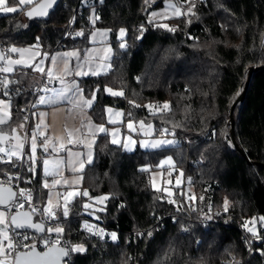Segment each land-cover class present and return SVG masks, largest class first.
Segmentation results:
<instances>
[{"label": "trees", "instance_id": "trees-1", "mask_svg": "<svg viewBox=\"0 0 264 264\" xmlns=\"http://www.w3.org/2000/svg\"><path fill=\"white\" fill-rule=\"evenodd\" d=\"M174 1L184 12L188 3ZM163 2L59 0L46 19L27 17L28 7L0 13V48L5 55L9 47L34 44L42 52L83 50L93 27L109 29L111 70L79 80L85 95L96 93L93 116L101 121L105 106L120 108L127 121L151 125L153 136L179 140L177 145L127 152L106 136L99 137L93 161L82 174L81 192L88 196L75 197L67 217L59 210L50 227L64 228L62 245L67 241L87 249L71 253L70 264H264V0H193L194 14L164 21L175 31L149 22V14ZM121 28L127 32L123 48L116 40ZM32 73L31 68L0 73L12 89L23 87L10 99L0 94L11 104V118L0 131L25 123L24 110L37 99L30 92L39 84ZM106 88L123 95L110 96ZM242 92L232 113L234 146L229 112ZM167 155L192 188L189 201L178 189L168 198L151 187L150 171ZM18 164L15 158L0 163V178L20 173L21 187L42 208L46 190L39 161L33 165L29 160L21 168ZM98 196L107 199L84 207ZM32 217L43 221L41 213ZM253 220L249 227L256 236L244 227ZM86 222L100 223L106 235L115 233L117 238L103 242L88 237L82 229Z\"/></svg>", "mask_w": 264, "mask_h": 264}, {"label": "snow or ice", "instance_id": "snow-or-ice-1", "mask_svg": "<svg viewBox=\"0 0 264 264\" xmlns=\"http://www.w3.org/2000/svg\"><path fill=\"white\" fill-rule=\"evenodd\" d=\"M151 0H145L146 4H150ZM186 3L190 4L191 6L187 8L186 12H183L180 7H178L176 4L169 3L167 5L168 9H171L173 12V15L176 17H179L181 15H187V14H194L193 8L195 7V3L193 0H185ZM56 3V0H0V13H17L18 11H22L25 6L33 5L29 10L26 11V15L29 18L34 17H46L49 15V9L53 7V5ZM161 14L152 12L150 16L149 22L152 23L157 16H160ZM98 18V17H97ZM164 19H168L169 17L164 16ZM158 27L165 28L169 31H175V28L169 27L166 23H160L157 24ZM77 35H83V33H77ZM95 36V34H93ZM101 35H106V33H102ZM120 35L123 37L124 35V29L120 30ZM37 49L39 48V45L35 46ZM121 47H125L124 44H121ZM11 53H19L20 59H12L11 56H6L5 53L0 52V61H3L5 66L0 67V72L3 73H11L14 68V65H25V66H31L27 60H25V53H30L29 59H34L35 56L40 55L38 51L32 52L31 49H25V48H16L11 47L9 50ZM110 51V50H109ZM46 55V54H45ZM65 57L68 56H78V53L71 52V53H64ZM52 62H56V57H52ZM107 59V56L105 57ZM43 63V60L40 62ZM79 67V66H78ZM103 67V66H102ZM36 70L40 72H44V68L40 66V64L36 65ZM67 72V68L65 69ZM87 73H83L80 71L76 72V75H86ZM93 75H98L99 71H93ZM47 75L51 79L53 77V72L51 70H48ZM61 83H63V80H61ZM9 84V81L7 78H5L3 81H0V86H3L4 88H7ZM70 89L64 88V89H52L51 91L55 93V97H49L45 98L44 96H41L39 98V103L41 104H56L57 98L60 99H67V96L65 93L69 91ZM111 95L114 96H121L123 95L122 91H113L111 88L106 89ZM44 91H48L47 88L44 89ZM8 93L5 92L4 95H7ZM95 97L93 96L92 99H83L77 101V104H83L87 107H91L93 100ZM139 107V105H136ZM10 101L0 99V125L6 124L10 117ZM147 107L152 108L151 105H147ZM164 109H168L169 105L165 103L163 105ZM109 112L112 110L109 109ZM41 115H44L43 113ZM122 113L117 112L116 116H122ZM110 123H117L116 120H110ZM140 128H145L144 121H140ZM128 128L131 131H135V127L133 123L130 121L128 123ZM21 127H23L21 125ZM37 129L40 128V125L36 126ZM91 124H89V130L91 131ZM149 129H151V125H147ZM101 132H106L107 129L103 127V125L99 126L98 128ZM12 131L15 133L16 129H12ZM165 132L167 129L164 130ZM116 132H119V129H116ZM115 134V133H114ZM41 136L44 135V133H40ZM69 140L68 143H83L81 140H73L72 139V133H68ZM131 139L130 137L128 138ZM10 140H15L16 143L12 144L10 143ZM113 143H117L115 139L112 141ZM132 143H135V141H132ZM171 144L172 141H156L152 143L151 145H148V143L142 142L143 146L148 147L151 146L153 148L159 147L162 144ZM7 144V146H5ZM37 136L35 133L32 134L31 137V145H30V151H31V161L32 164L35 165L37 162ZM50 146V139H45L41 145L43 152L48 153ZM88 147H91V145H88ZM125 147H127V144H125ZM24 141L17 135L10 137L7 133L0 131V163H13V158L15 157L16 160H19L24 155ZM52 150L54 152H59L62 150H65V145L63 143L60 144L59 149H57L54 145H52ZM68 156L69 157H79V153H73L71 150H68ZM6 157V159H5ZM89 162H91V157L89 156ZM67 163V165L72 166L74 164V161L72 159H68L65 161L64 159H43L42 165H43V172L45 176L50 175H59L60 174V168L62 165ZM163 163H167L169 165H172L173 161L171 157H168L166 161H162ZM84 167L83 162L80 163V169L82 170ZM73 171H77L74 167L72 168ZM147 170V169H145ZM29 171H35L34 167H30ZM13 178L19 179L20 177H11L9 176V181ZM60 180H53L52 181V187H55L56 185L60 184ZM65 184L68 183V181H64ZM45 188L49 187V184L47 181L44 182L43 185ZM169 195H172L171 192L168 193ZM75 195L73 192H68L65 197V207L63 209V216H68V208L67 203L69 200ZM84 196H88V192L85 191L83 193ZM20 198H24L25 202L29 203L31 206V200H32V194L27 189H19V192L13 191L12 187L8 186L5 183H0V205L4 206L5 209L8 208H24V203H19L18 200ZM99 202L103 203L104 200L107 199V197H97L96 198ZM201 199H203L201 197ZM175 202V201H170ZM53 205L51 196H49L48 199V205L47 207L43 208L42 212L47 213L48 217L51 219H56V213L53 211ZM58 207V205L56 206ZM84 207L87 209L91 207V205L85 204ZM101 211L103 209H100ZM38 209L35 207H31V212L28 211H18L14 215H11L10 218L6 215L5 211H0V264H70V260L66 259L71 256V253H83L87 249L84 247L83 244H69L67 241L64 242L63 245H61V236L64 233V228L61 226H55V227H47L45 228L44 223H34L32 220V214L37 212ZM225 211H227V201H225ZM99 219V217H97ZM261 220H264V217L261 218ZM249 223L255 224V220L251 222H245L244 227L252 233L254 236L258 235L254 227H249ZM84 228L94 235H102L103 230H99L97 232H93V229L95 228L94 225H90L87 222L84 224ZM17 229H34L38 233H55L56 238L51 239L41 237L39 241H35L32 243H26V241H30L32 237H30L26 232H20L16 231ZM116 234L112 233V239L115 240ZM37 243H41L43 245V250H38Z\"/></svg>", "mask_w": 264, "mask_h": 264}, {"label": "crops", "instance_id": "crops-1", "mask_svg": "<svg viewBox=\"0 0 264 264\" xmlns=\"http://www.w3.org/2000/svg\"><path fill=\"white\" fill-rule=\"evenodd\" d=\"M31 6L33 5H29L25 7H28L29 9ZM92 13L95 14L94 10H91V14ZM95 19L96 16L93 18L92 21H95ZM90 23L91 25H94L91 22V20ZM119 30H117L116 32V40L119 42V46L121 47V44L126 45L125 38L127 36V32L124 29L125 36L122 37L121 39L118 38V34H117ZM102 33H106V35H101ZM93 34H95V36ZM87 42L88 44L83 50H80L79 48H70V49L54 50L51 52H42L40 48L37 49L35 47L36 44L23 46V47H16V48L31 49L32 52L38 51L40 55L35 56L34 59H29L30 53H25V60H27L31 66H25L23 64L14 65L13 66L14 70L28 69V68L33 69L32 80L35 81L36 83V82H40L42 78H45V80L48 81L47 83L51 85L50 90L52 89L60 90L64 88L70 89L65 93L67 99L57 98V102L54 105L39 103V98L41 96H44L46 99L49 97H55L54 92L48 93V91L50 90L44 91V93L47 94L37 97L36 102L33 105L34 116L32 114V118L30 121V129L33 131V133L36 134L37 138L50 139V146L48 153L43 152L42 147H40V149L38 150V153L40 155V159L38 161L40 163L42 187L46 190V199L44 202V206L46 204L47 207L49 196H51L52 205L54 206L53 210L57 216H58V211L59 210L61 211V208L56 207L57 206L56 203L62 192L70 188H77L80 192L79 195L81 194L80 186L82 184V174L85 168L93 161L94 146L99 137L104 135L107 137L108 141L111 144L121 146L125 151L131 152L137 148L135 143L141 141V137L143 136L142 131L143 129H146V128L141 129L139 125L132 122L136 130L135 131L129 130L127 125L130 121L126 120L125 113L120 108L105 106L102 112L101 121L97 120L99 119L97 118V115H95V117L93 116L92 109L96 103V93L94 92L93 94H91V96L85 95L83 89L79 85V80L80 78L85 76L99 77V76L107 75L111 70V60L113 58L114 48L111 43V31L106 28L93 27L88 35ZM10 48L11 47H9L8 50ZM71 52L78 53V56L65 57L63 55L64 53H71ZM8 53L11 52L8 51ZM106 56L107 59H105ZM11 57L12 59H20V54L11 53ZM52 57L57 58L55 63L52 62L51 59ZM41 60H43L42 64L40 63ZM37 64H40L42 68H45L46 73L48 72V67H50L49 70L53 72V77L50 79L47 74L41 76L42 72L36 70ZM66 68L68 70L67 72L65 71ZM14 70L11 73H4V74L7 75L12 74ZM77 71L87 74L76 75ZM93 71H99V74L93 75L92 74ZM61 80H63V83H61ZM106 93L110 96H114L111 95L107 90ZM93 96L95 97V99L93 100L91 107H87L83 104H77V101L81 100V98L87 100V99H92ZM109 109H111L112 111L109 112L108 111ZM117 112L122 113L123 115L116 116ZM42 113L44 115H41ZM10 117H11V113H10ZM110 120H116L117 123L115 124L110 123ZM89 124H91L92 126L91 131L89 130ZM37 125H40L39 129H37L36 127ZM101 125H103L105 129H107L106 132H101L98 130L99 126ZM116 129H119V132H116ZM11 131L12 130L3 131V132L8 134ZM69 132L72 133L73 140H81L83 141V143H73V144L68 143ZM40 133H44V135L41 136ZM129 137L131 138L130 140L128 139ZM113 139H115L117 143H113L112 142ZM132 141H135V143H132ZM24 142L28 147L27 137L26 139L24 138ZM61 143L65 145V150L54 152L52 150V145H54L57 149H59ZM125 144H127V147H125ZM88 145H91V147H88ZM5 146H7V144ZM68 150H71V152L73 153H79L80 156L78 158L75 156L69 157ZM89 156L91 157V162H89ZM28 157H29V153H28ZM56 158L64 159L65 161H67L68 159H72L74 161V164L72 166L67 165V163L62 165L60 168L59 175L45 176L43 172L42 160L56 159ZM81 161L83 162L84 167L82 170H79ZM73 167L77 169V171H73L72 170ZM54 179L60 180L61 183L56 185L55 187H52V181ZM45 181H47L49 184V187L47 188L43 186ZM64 181H68V183L65 184ZM51 220L53 221L55 219H51Z\"/></svg>", "mask_w": 264, "mask_h": 264}, {"label": "rangeland", "instance_id": "rangeland-1", "mask_svg": "<svg viewBox=\"0 0 264 264\" xmlns=\"http://www.w3.org/2000/svg\"><path fill=\"white\" fill-rule=\"evenodd\" d=\"M169 3L176 4L178 7L181 8V6L178 3H176L174 0H164L162 8L157 9L155 11H152V12H156V13L161 14L160 16H157L155 18V20H154L155 22L164 23V21L166 20V19L163 18L164 16L176 17V16L173 15V12H172L171 9H168L167 11H165V9L167 8V5ZM188 7H190V4H188L187 8ZM187 8L184 9V12L187 11ZM181 10H182V8H181ZM151 13L148 16L149 20H150ZM90 15H91L90 16V20L94 24L95 21H92V20L95 17V14L94 13H92V14L90 13ZM117 34H118V38L122 39V37L120 35V30L118 31ZM124 36H125V31H124L123 37ZM6 56H11V53H7ZM3 66H5L4 63L0 67H3ZM49 69H50V67H48V70ZM44 70L45 71L42 72L41 76L47 74L45 68H44ZM48 80H49V78H48ZM46 82H48V81H46ZM50 92L52 93L51 90L48 91V93H50ZM45 94H47V93H44V91H42L39 96L45 95ZM32 114L34 116V110H33ZM21 125L19 124V125L13 127V129H16V132L14 133L13 131H11V132L8 133V135L10 137L18 135L24 141V134H25L24 124L22 125L23 127H21ZM32 134H33V131L30 129L29 135L27 136L29 157L31 156L30 145H31ZM146 134H147V136H146ZM142 135L143 136L141 137V141H139L138 143H135L136 146L141 148V149H147V150L159 149V148H162V147L177 145L179 143V140L177 138H174V137H170V136H153L152 135V127H151V129H149L148 127H146V129H143ZM145 141L148 143V145H151L152 143H154L156 141H172L173 143H171V144H167L166 143V144L160 145L159 147L153 148L151 146H148V147L143 146L142 142H145ZM10 143L15 144L16 141L15 140H10ZM38 150H39V148L37 147V161L40 159V155L38 153ZM168 157H171V156L167 155V156L163 157L158 162V164L156 166H154L153 169H151V171H150V184H151L152 189L155 190V191H162L168 198H173L175 196V194H176V190L178 189V193L179 194L190 193L191 198H193L192 188L189 185L188 180L183 177L182 172L180 170H176L175 169V167H174L175 163H174L173 158L171 157L172 161H173L172 165H169L167 163H163L162 164V161H166ZM30 160H31V158H30ZM68 192H73V193H75V195L69 200L67 205H69V203L72 201V199H74L80 193L77 188H70V189H67V190H65L64 192L61 193L60 197L58 198V201H57L56 205H58V207L61 208L62 213H63V209L65 207V197H66ZM169 192H171L172 195H169L168 194ZM81 193H84V192H81ZM98 197H105V196H98ZM96 198H93L90 201L86 202V204L91 205V207H89V208H93L95 205L103 204L104 201H105L104 200L103 203H101ZM45 207H46V204H45V206L43 204L42 209L45 208ZM0 211H5V210L0 208ZM5 213H6V211H5ZM88 213L91 216H94V213H92L91 211H89ZM43 215H45L46 217L48 216V214L44 213V212H43ZM56 217H57V215H56ZM53 234L56 235L55 233H53Z\"/></svg>", "mask_w": 264, "mask_h": 264}, {"label": "built area", "instance_id": "built-area-1", "mask_svg": "<svg viewBox=\"0 0 264 264\" xmlns=\"http://www.w3.org/2000/svg\"><path fill=\"white\" fill-rule=\"evenodd\" d=\"M65 36H66V33H65ZM72 36H74V34H72ZM1 81V79H0ZM47 88L48 90L51 89V85L48 84L45 80V78H42V80H40L39 84L37 86H35L32 90H30L31 93H33L35 95V97L37 98L42 91H44V89ZM23 89V87L21 86H18L14 89H12V87L10 85L7 86V88H4L3 86H0V94L6 98V99H10L12 96H16L19 92H21V90ZM7 92L8 94L7 95H4V93ZM35 102H31V104L25 108L24 110V116H25V123H24V130H25V134H24V138L26 139L27 135L29 134V130H30V121H31V118H32V112H33V105H34ZM46 138H37V147L40 149L43 141L45 140ZM25 148H26V143L24 142V155L22 156L21 159H19V164L18 166H20L19 168H21L22 164L23 163H28L29 162V157L28 155L25 154ZM2 155V154H0ZM6 159V157H5ZM11 176V177H20L19 179H15L13 178L12 180L9 181L8 177ZM0 183H5L7 184L8 186L12 187V189H14L17 193L19 192V189H21V174L20 173H16V174H13V175H5L4 177L0 178ZM24 189V188H23ZM32 194V193H31ZM186 197V199L189 201L191 199V196H190V193H183ZM19 203H24V208L23 209H19V208H15V207H12V208H8V209H5L4 207H2V209H4L6 211V215L10 218L11 214L14 213L15 211L17 210H25L27 207L29 209H31V207H35L38 209L37 213H41L42 214V223H44L45 227H49L52 223V220H50L48 217H46L45 215H43V212L40 211L42 210V208L40 206H36L34 203H32V200H31V206L29 205V203L25 202L24 198H20L18 200ZM68 213L71 212V206L68 205ZM200 222H202L203 224L205 223V221L201 220ZM90 225H94L95 228L93 229V232H97L99 230H103V234L102 235H94L93 233H90L88 232L84 226L82 227L83 229V233L85 235H87L88 237H92V238H95L97 240H100V241H105V242H113L114 240L112 239V235H106V229L104 228V226H102L100 223H97V222H93L91 223ZM17 231V230H16ZM20 232H26L30 237H32V239L30 241H26V243H32V242H35V241H39L40 238L42 236H37L35 234H32L28 231H20ZM138 235V233H137ZM43 237L45 238H51V239H55L56 238V235H52V236H46L45 234L43 235ZM62 245V244H61ZM37 248L39 250H43V245L41 243H37Z\"/></svg>", "mask_w": 264, "mask_h": 264}, {"label": "water", "instance_id": "water-1", "mask_svg": "<svg viewBox=\"0 0 264 264\" xmlns=\"http://www.w3.org/2000/svg\"><path fill=\"white\" fill-rule=\"evenodd\" d=\"M39 2V1H38ZM58 2H59V0H56V3L53 5V7L51 8V9H49V15L56 9V7H57V5H58ZM32 7V6H31ZM30 7V8H31ZM29 8V9H30ZM29 9H27V10H29ZM26 10V11H27ZM26 11H25V13H26ZM26 15V14H25ZM48 15V16H49ZM27 16V15H26ZM48 16H46V17H34V18H36V19H46ZM28 17V16H27ZM263 50H264V41H263ZM0 52H3L2 51V49L0 48ZM4 53V52H3ZM3 61H0V66L1 65H3ZM253 71V69H250L249 70V75L251 74V72ZM243 94H244V92H242L237 98H236V100L233 102V104L231 105V107H230V112H229V116H230V123H231V138H232V142L234 143V146H236V144H235V142H234V138H233V132H232V128H233V124H234V121H233V118H232V113H233V108H234V106H235V104L242 98V96H243ZM13 191H15L14 189H13ZM16 192V191H15ZM2 207H4V206H2V205H0V208H2ZM18 211H26V210H17V211H15L14 213H12L11 215H14L16 212H18ZM32 220H33V217H32ZM33 222L34 223H41V222H36V221H34L33 220ZM46 228V227H45ZM17 231H28V232H30V233H33V234H35V235H37V236H43L45 233H38V232H36L34 229H17ZM39 250V249H38ZM66 259H68V258H66Z\"/></svg>", "mask_w": 264, "mask_h": 264}]
</instances>
